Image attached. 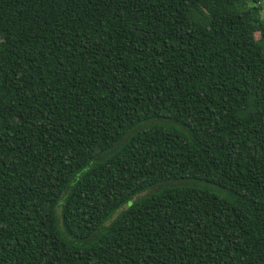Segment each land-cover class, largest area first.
<instances>
[{"label":"trees","instance_id":"obj_1","mask_svg":"<svg viewBox=\"0 0 264 264\" xmlns=\"http://www.w3.org/2000/svg\"><path fill=\"white\" fill-rule=\"evenodd\" d=\"M0 264H264V0H0Z\"/></svg>","mask_w":264,"mask_h":264},{"label":"water","instance_id":"obj_2","mask_svg":"<svg viewBox=\"0 0 264 264\" xmlns=\"http://www.w3.org/2000/svg\"><path fill=\"white\" fill-rule=\"evenodd\" d=\"M174 184V182H169L168 183V185H173ZM175 184H177V185H181L182 184V182H176ZM159 187V186H158ZM151 190L149 189L148 190V193L150 192Z\"/></svg>","mask_w":264,"mask_h":264}]
</instances>
